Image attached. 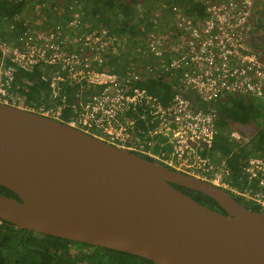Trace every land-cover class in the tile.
<instances>
[{
	"label": "built area",
	"instance_id": "1",
	"mask_svg": "<svg viewBox=\"0 0 264 264\" xmlns=\"http://www.w3.org/2000/svg\"><path fill=\"white\" fill-rule=\"evenodd\" d=\"M194 1L190 13L164 5L171 24L161 26L159 13L119 68L112 58L120 38L106 28L84 31L78 10L47 30L27 24L14 39L0 31V102L205 178L264 211V156L250 155L233 175L226 157L211 155L217 140L211 104L227 94L264 99V0ZM20 70L41 71L49 84L45 100L22 91L34 81L15 86ZM167 76L175 82L165 103L142 84ZM230 138L251 140L239 130Z\"/></svg>",
	"mask_w": 264,
	"mask_h": 264
},
{
	"label": "water",
	"instance_id": "2",
	"mask_svg": "<svg viewBox=\"0 0 264 264\" xmlns=\"http://www.w3.org/2000/svg\"><path fill=\"white\" fill-rule=\"evenodd\" d=\"M173 183L205 193L224 212ZM0 218L155 264H264V211L212 182L0 102Z\"/></svg>",
	"mask_w": 264,
	"mask_h": 264
},
{
	"label": "trees",
	"instance_id": "3",
	"mask_svg": "<svg viewBox=\"0 0 264 264\" xmlns=\"http://www.w3.org/2000/svg\"><path fill=\"white\" fill-rule=\"evenodd\" d=\"M63 8L59 10L55 5H58L54 0H0V31L7 30L8 37L13 39L17 37L31 24L35 28L49 22L47 18L36 24V20H29L31 17L38 16V13L45 16L48 10H54L55 15H50L54 19V25H49L50 29L62 22L64 18H70L74 10L81 12L82 21L85 31H93L101 28H106L109 32L118 34L120 43L123 34L132 33L134 30L141 29L140 26L134 23L135 15L132 6L123 5L128 9L121 8L119 0H61ZM146 4H151L153 0H145ZM169 6L182 5L186 7L190 13L195 7L194 0H172ZM157 4V3H156ZM153 6V4H152ZM151 6V7H152ZM53 7V8H52ZM37 8V14L28 17V10L32 13ZM49 8V9H48ZM48 9V10H47ZM117 10H123L117 12ZM150 10V8H149ZM167 10V9H166ZM168 11V10H167ZM171 11V8H170ZM138 18H142L137 14ZM87 19V20H86ZM38 20V19H37ZM142 27L143 33L150 30V24ZM160 23H162L160 21ZM164 24V23H162ZM170 23H165L164 27H168ZM52 26V27H51ZM131 41H134L132 35L127 34ZM118 44V56L115 55V62L119 59L127 57L125 54L133 53L130 51V42L124 43L129 48V51L123 52ZM24 80L34 81L31 85L28 82L25 84V95L33 100H45V93L49 89V84L43 80L41 71L34 70L33 72H18L15 86L18 87ZM175 80L171 76L159 81L156 85L142 84L151 93L163 98L165 102L169 101L170 89ZM257 99L247 95L227 94L211 104L212 109L216 113V128L217 140L214 148V154L217 158H227V165L231 168L232 174L236 175L240 172L243 160L250 155L264 156V104L259 106ZM201 103V102H199ZM201 106L205 107L202 103ZM263 107V108H262ZM232 130H239L242 133L249 135L251 140L241 145L234 142L230 138ZM173 185L181 191L189 194L202 204L208 205L211 208L218 209L224 212L219 203L212 197L203 192L186 188L178 184ZM0 192L16 197L19 196L12 190L0 185ZM246 207L261 211V208L249 202H243ZM0 264H155L152 260L144 257L130 254L127 252L110 250L104 247L64 239L49 234H44L34 230L19 228L16 225L0 218Z\"/></svg>",
	"mask_w": 264,
	"mask_h": 264
},
{
	"label": "rangeland",
	"instance_id": "4",
	"mask_svg": "<svg viewBox=\"0 0 264 264\" xmlns=\"http://www.w3.org/2000/svg\"><path fill=\"white\" fill-rule=\"evenodd\" d=\"M119 1L121 2L120 9L121 8H125V10H127L128 8L127 7H124L125 5L132 6L133 7V10H134L133 12H134V14H136L135 15V19L133 21H134L135 24H137L138 26L141 27V29H138L137 31L134 30L132 33L123 34V37L121 39L123 41V46H124V47L123 46L121 47L123 52L129 51V48H125V45H124V42L127 40L128 42H130V51H132L134 53V45H135V42L134 41H131L130 38H129V36L127 34H130V35L133 36V38H136V36H139L143 32L142 31V27L146 24V22L148 21V23H149V20H151V21L157 20L159 13H160L161 17H160V19L158 21L161 20V22L164 23V24L165 23H170L169 18L166 17V16H168L169 12L163 6L166 5V7H167L168 4H170V3L173 2L172 0H153L154 1L153 3L146 4L144 7H143V5L146 3L145 0H119ZM54 2L58 4V5H55V6L59 10H61V8L59 6H61L63 8V2L61 0H54ZM152 4H153V6H152ZM149 8H150V10H149ZM37 11L38 10L36 8V10L34 11V13H32V10L29 9L28 10V13H27V16L28 17L34 16L35 14H37ZM122 11L123 10H117V12H121V14H122ZM139 12H140V16L142 18H138L137 14H139ZM55 13L56 12H54V10H50V11L48 10L47 12H45V16H44V13L43 14L38 13V16L31 17L29 20L30 21L31 20L32 21L33 20H36L34 22H30L32 24H36V23H38V22H40L42 20H45L47 18V20H49V22L45 23L44 24V27L49 28V25H52L53 26L54 23H55L54 20H53L54 18L53 17H50V15L51 14L52 15H55ZM41 26H42V24L41 25H38L37 28H41ZM44 27L42 29H46ZM65 33L66 34H71L72 33V30L68 29V30H66ZM256 99H257L256 101L259 102V106L261 107L264 99L263 98H256Z\"/></svg>",
	"mask_w": 264,
	"mask_h": 264
},
{
	"label": "bare ground",
	"instance_id": "5",
	"mask_svg": "<svg viewBox=\"0 0 264 264\" xmlns=\"http://www.w3.org/2000/svg\"><path fill=\"white\" fill-rule=\"evenodd\" d=\"M115 35H117V34H115ZM127 42V40L124 42V43H126ZM123 46V43L121 44L120 43V47H122ZM124 47V46H123ZM125 48H127V45L125 46ZM115 55L116 56H118L119 55V53H118V51H117V48H115L114 49V55H113V60H114V63H115V66L116 67H118V64H119V59L115 62ZM119 68V67H118ZM184 92L185 93H187L188 94V96H190L191 98H194L195 100H196V102H201V101H199V99L196 97V96H194L192 93H190V92H187V91H185L184 90ZM153 94V93H152ZM154 96H156V97H158V98H160V99H162L163 100V98H161V97H159V96H157L156 94H153ZM164 101V100H163ZM165 102V101H164ZM165 103H167V102H165ZM202 103L203 102H201L200 103V105H202ZM205 104V103H204ZM206 106V105H205ZM202 107H204V106H202ZM213 153H214V150H213ZM215 158V157H214ZM216 159V158H215ZM218 159H220V158H218ZM166 167H168V166H166ZM168 168H171V169H174V170H178V169H176V168H172V167H168ZM178 171H181V172H184V173H187V174H191V173H189V172H186V171H183V170H178ZM191 175H193V174H191ZM193 176H196V175H193ZM196 177H199V176H196ZM199 178H202V177H199ZM202 179H204V180H207V179H205V178H202ZM207 181H209V180H207ZM209 182H211V181H209ZM213 183V182H212ZM214 184V183H213ZM215 185V184H214ZM217 186V185H216ZM220 187V186H219ZM226 190V189H225ZM227 191V190H226ZM229 192V191H228ZM230 193V192H229ZM231 194V193H230ZM232 195V194H231ZM234 196V195H233ZM235 197V196H234ZM235 198H237V197H235ZM237 199H239V198H237ZM262 211V210H261Z\"/></svg>",
	"mask_w": 264,
	"mask_h": 264
},
{
	"label": "crops",
	"instance_id": "6",
	"mask_svg": "<svg viewBox=\"0 0 264 264\" xmlns=\"http://www.w3.org/2000/svg\"><path fill=\"white\" fill-rule=\"evenodd\" d=\"M166 17L168 18V17H170V15H169V16H166ZM159 24H160V23H159ZM211 155H212L213 158L215 157L216 159H218L214 153H211ZM223 158H225V157H223ZM221 159H222V158H221Z\"/></svg>",
	"mask_w": 264,
	"mask_h": 264
}]
</instances>
